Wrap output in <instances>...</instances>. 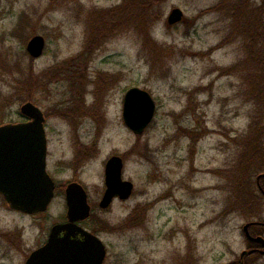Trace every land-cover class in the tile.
<instances>
[{
	"label": "rangeland",
	"instance_id": "374dc122",
	"mask_svg": "<svg viewBox=\"0 0 264 264\" xmlns=\"http://www.w3.org/2000/svg\"><path fill=\"white\" fill-rule=\"evenodd\" d=\"M219 1H165L152 37L179 52L162 69L143 55V41L134 32L116 35L80 60L88 39L87 13L124 0H0V52L9 49L27 67L23 39L29 34L46 39L34 70L48 75L31 102L49 124L58 186L74 173L81 175L93 208L86 226L107 247L105 264H232L250 246L243 233L250 219L243 212L223 215L228 200L220 170L237 158L236 138L249 126L250 106L240 98L241 75L225 73L243 59L242 45L230 36L221 13H204ZM175 8L185 18L170 26ZM25 12L31 21L20 37H13ZM106 74L112 87L118 86L103 104L105 121L63 116V109L73 115L79 84L99 83L95 80ZM7 83L9 77L1 75L2 125L23 119L22 105H4L13 93ZM133 87L147 90L157 104L153 123L139 137L123 120V93ZM93 101L87 95V106ZM112 156L123 158V178L134 184V192L128 201L115 200L101 210L105 166ZM66 214L61 192L46 213L30 216L12 211L0 197V264H25Z\"/></svg>",
	"mask_w": 264,
	"mask_h": 264
},
{
	"label": "trees",
	"instance_id": "16d2710c",
	"mask_svg": "<svg viewBox=\"0 0 264 264\" xmlns=\"http://www.w3.org/2000/svg\"><path fill=\"white\" fill-rule=\"evenodd\" d=\"M165 1L124 0L122 4L108 10L89 11L87 13L88 39L84 54L79 56L80 60L116 35L134 32L143 41V55L149 59L153 68L163 69L165 64L167 67L166 61L176 57L179 51L158 43L152 37L153 27L163 19ZM82 8L81 6L79 9L82 10ZM211 12L222 14V19L229 22L227 30L230 36L233 34L236 41L242 45L243 59L225 73L237 71L241 75L240 98L250 106L249 126L246 132L236 138L237 158L226 169L220 170L222 180L225 181L224 191L227 193L228 200L223 215L243 212L251 222L264 223V194L255 180L259 175L264 174V0H220L217 5L204 11V13ZM20 20L19 25L11 32L13 37H20V34L26 31L31 18L25 12ZM35 35L29 34L23 39L24 46ZM1 39L3 38L0 37ZM230 42L232 41L227 40V43ZM24 54V58L29 60L27 67H24L21 59L13 58L14 55L9 52V49L6 48L0 52V76L9 77L7 85L13 91L6 98L4 105L7 102L9 105H23L34 101V91L38 90L40 82L47 78L48 71L36 74L35 59L27 51ZM108 76L106 74L102 78L99 75L95 81L110 82L111 79ZM83 79L86 80L85 75ZM20 116L23 118L21 114ZM261 185L264 190V178L261 180ZM4 203L7 206L5 201ZM137 210L131 215V222L138 214ZM135 222L140 224L138 221ZM251 232L253 235L264 236V225H253ZM247 242L253 246L252 243ZM262 259H264L263 256L253 254L246 257V264H264ZM190 261L189 264H191ZM232 264H238V262Z\"/></svg>",
	"mask_w": 264,
	"mask_h": 264
},
{
	"label": "water",
	"instance_id": "95a60500",
	"mask_svg": "<svg viewBox=\"0 0 264 264\" xmlns=\"http://www.w3.org/2000/svg\"><path fill=\"white\" fill-rule=\"evenodd\" d=\"M184 12L173 9L168 24L183 22ZM47 47L45 37L33 36L26 45L27 53L35 60L44 56ZM157 104L153 96L139 87L130 88L123 105L126 127L137 137L142 136L155 119ZM27 120L0 126V195L9 208L25 215L46 213L55 199L56 184L47 171L48 140L43 111L32 102L20 108ZM124 160L111 157L105 167V193L99 203L101 210L109 209L115 200L128 201L134 192V184L123 178ZM257 185L264 194L261 180ZM68 222L52 227L48 242L33 251L25 264H104L107 249L96 235L79 225L91 217L92 207L86 189L79 183H71L66 189ZM247 223L243 227L246 239L264 249V237H254ZM254 251H244L246 255ZM264 254V251H263ZM241 264H244L241 261Z\"/></svg>",
	"mask_w": 264,
	"mask_h": 264
},
{
	"label": "flooded vegetation",
	"instance_id": "af4514ba",
	"mask_svg": "<svg viewBox=\"0 0 264 264\" xmlns=\"http://www.w3.org/2000/svg\"><path fill=\"white\" fill-rule=\"evenodd\" d=\"M101 84H106V85H101ZM101 84H99V83H93V82L79 84L80 85V88L76 92V96H77L76 97V103L77 102L78 103H77V106L74 107L73 110H72L73 115H71V114L68 115V113H66V109H63L62 110L63 116H69V117H71L72 119H75V120L76 119H82V118H91V119L97 120L99 122L100 121L101 122L102 121H105V119H106V113H105V110H103V108H102L104 106L103 104H105V100L109 97L110 92L111 91L113 92L117 88L118 85L115 84L117 86L116 87H112V85L114 83H110V82L101 83ZM42 88L43 87L40 86L41 91H42ZM126 93H127V91L123 93L122 106L124 105V100H125ZM87 95L88 96L91 95L92 98H94L93 104L91 106H87V103H86ZM73 96H75V95H73ZM59 112H60V110H59ZM44 116H45V129H46V135H47V140H48L47 171H48L49 175L52 177V179L55 181V184H56L55 198L57 197V195L59 194V192L64 193L65 198H66V189H67V187H68L69 184H71V183H79L85 189H86V187L82 183L81 175H79V176L78 175H75L76 173H74L71 178H69V179L66 180L67 183H65L64 186H61V187L58 186V183H57V180H56V177H55L56 176V173H57L56 172V169L54 171L52 170V161H51L52 154H51V151H50V138H49L50 131L48 130L49 124H48V121H47V118H46L45 113H44ZM57 171H58V169H57ZM105 190H106V187H105ZM86 191H87V189H86ZM87 193H88V191H87ZM104 193H105V191H104ZM0 197L4 201L3 196L0 195ZM88 200H89V194H88ZM89 203H90V201H89ZM90 205H91V203H90ZM91 207H92V205H91ZM92 210H93V208H92ZM20 214L21 215H25V214H22V213H20ZM36 215H38V214H36ZM90 218L88 220H86V221L80 222L79 225L81 227H83L85 230L91 232L92 234H94V235H96V236H98L100 238V236L92 228H90L89 226L88 227L86 226L89 223ZM66 222H68L67 214L65 216V220L63 222H61V223H66ZM61 223H57V224H61ZM258 224L264 225V223H260V222H258ZM251 227H250V232H251ZM50 232H51V230H50ZM50 232H49V234L47 236L46 242H44V244L42 246H40L39 248L43 247L48 242V239H49V236H50ZM251 234L253 235L252 232H251ZM253 236L254 237H257V235H253ZM244 251H248V252L254 251V252L252 254L246 255L243 260L240 257L239 258V261H238V264H241V261H243L244 264H246V257H248L250 255H253V254H259V255H261V256L264 257V254H263L264 249H262L261 247H259L257 244H253V246L247 247ZM107 257H108V250H107ZM107 257L105 259L104 264L106 263Z\"/></svg>",
	"mask_w": 264,
	"mask_h": 264
}]
</instances>
